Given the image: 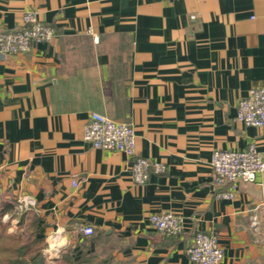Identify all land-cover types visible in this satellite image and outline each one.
Here are the masks:
<instances>
[{"label": "crops", "instance_id": "obj_1", "mask_svg": "<svg viewBox=\"0 0 264 264\" xmlns=\"http://www.w3.org/2000/svg\"><path fill=\"white\" fill-rule=\"evenodd\" d=\"M30 8L55 35L0 54V231L33 218L47 264H193L198 231L216 233L220 264H264V171L219 185L210 166L250 143L264 158V127L234 120L264 85V0H0V30ZM94 111L130 123L136 155L165 171L135 184L122 153L86 144ZM160 212L183 231L153 229Z\"/></svg>", "mask_w": 264, "mask_h": 264}, {"label": "built area", "instance_id": "obj_2", "mask_svg": "<svg viewBox=\"0 0 264 264\" xmlns=\"http://www.w3.org/2000/svg\"><path fill=\"white\" fill-rule=\"evenodd\" d=\"M54 35V29L41 21L37 10L27 9L22 13L19 29L0 30V54L25 53L33 44L50 42ZM234 120L246 126L264 127V85L250 87L246 95L238 100ZM135 138L130 123L115 121L95 111L89 114L82 131V140L91 147L122 153L129 161L132 182L141 185L148 181L150 169L163 173L166 167L162 162L138 157ZM210 166L214 181L219 185L237 180L252 182L258 173L264 171V158L256 144L250 143L242 149L213 150ZM214 196L217 199H232L234 193L228 189L218 191ZM148 222L165 236H175L183 231V217L176 213H151ZM82 232L91 234L93 229L85 226ZM186 253L193 264H220L224 257V249L213 231L196 232Z\"/></svg>", "mask_w": 264, "mask_h": 264}, {"label": "trees", "instance_id": "obj_3", "mask_svg": "<svg viewBox=\"0 0 264 264\" xmlns=\"http://www.w3.org/2000/svg\"><path fill=\"white\" fill-rule=\"evenodd\" d=\"M23 223L20 217L17 227ZM45 246V238L37 236L35 220L29 218L26 232L0 231V264H47L43 255Z\"/></svg>", "mask_w": 264, "mask_h": 264}, {"label": "water", "instance_id": "obj_4", "mask_svg": "<svg viewBox=\"0 0 264 264\" xmlns=\"http://www.w3.org/2000/svg\"><path fill=\"white\" fill-rule=\"evenodd\" d=\"M235 182H244V181H241V180H237V181H235ZM229 183H231V182H229Z\"/></svg>", "mask_w": 264, "mask_h": 264}]
</instances>
